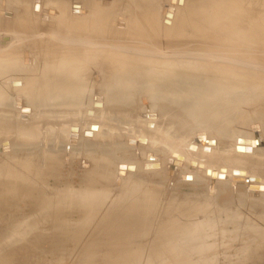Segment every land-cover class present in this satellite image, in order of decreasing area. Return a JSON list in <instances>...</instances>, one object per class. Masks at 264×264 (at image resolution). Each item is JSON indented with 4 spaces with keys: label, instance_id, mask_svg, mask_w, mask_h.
<instances>
[{
    "label": "rangeland",
    "instance_id": "rangeland-1",
    "mask_svg": "<svg viewBox=\"0 0 264 264\" xmlns=\"http://www.w3.org/2000/svg\"><path fill=\"white\" fill-rule=\"evenodd\" d=\"M24 1L29 2V5L25 7L19 5L17 0H6V2L0 0L1 3L3 2V5L0 4L1 10L11 11L12 13H8L9 18L13 15L11 23H0V27L18 31L22 24L21 16L24 12L29 13L32 18L28 14L26 21L23 19V25L28 23L26 24L28 27L26 25L24 27L26 29L35 27V35L41 37L40 41L54 46L56 40L52 39L54 36L52 34L62 32L60 28L71 25L70 21L73 24L68 29L74 28L76 32H81L84 29L82 23L87 22L89 25L92 20L89 26L92 34L104 33L105 30L107 36L113 38L114 34H122L123 30L120 26L112 25L114 20L127 18L126 28L129 29V33L131 30L136 35L134 39L140 45L135 49L145 52L147 48H151L152 51L149 50L151 51L149 53L146 51L148 54L144 55L135 53L136 55H130L128 58L117 57L118 61L126 64L122 67L118 61L117 64H111L101 59L109 66H119L117 71H102L90 66L89 70H74L75 74L83 73V78L71 77V74L61 78L64 83L66 81L69 84L74 83L88 88L84 103L80 106L64 107L77 109V112L82 114L88 109L92 110L96 120L111 125L102 128L103 133L112 132L110 139L103 141V138L96 135L92 139H85L82 137V130L87 129V126H83L79 138L72 141L68 139L66 130L58 137L46 139L42 137L37 142L22 143L8 140V144L2 143V150L0 141V168L8 161L7 159H11L6 164L8 169L11 168L10 163H13V160L37 165L41 171L40 183L45 199L58 201L59 204V210L53 216L42 219L41 227L36 232L40 241L32 238L27 240L26 237L19 235L30 209L21 199L24 196L22 194L18 196L17 191L11 194L0 191V264H116L125 259L126 263L120 264H181L172 258L173 249L170 244L174 241L162 233L164 226L178 221L168 219L165 215L166 210L174 209L176 203L184 201L200 204L193 219L205 225L201 229L205 231L201 235L203 247L199 254L201 258L193 257L190 264H264V260L257 258L259 250L255 251L257 236L264 239V186L260 184L261 182L257 180L247 187L244 178L239 179L237 182L239 184L230 183L229 178L227 181L211 182L207 173H204L205 167L202 170L199 167L195 169L186 161H177L176 156L170 153L171 148L163 146L157 138H153L155 134L165 136L164 139L187 147L188 144H195L197 136L201 138L203 136L210 145H216L217 148L227 147L225 151L233 155L234 143L238 140L242 142L247 140L253 144L254 132L258 131L262 145L255 151L254 157L264 159V105L259 102L251 104L244 101V93L249 97L259 95L264 98V4L262 1L182 0L185 6L179 7L174 27L166 32L164 30L169 28L165 25V29L162 28L161 13L168 5V0H147L146 4H140L145 0H71L74 2L73 5H69L70 0H67V5L64 4L66 0H58V2L63 1L62 6L58 2V5L50 4L48 0H36L39 6L34 0ZM32 2L36 4L31 5ZM133 3L136 5H132ZM120 4L121 8L127 6L132 8L131 11L117 14L119 11L115 9L119 8ZM68 5L72 9L67 17V21L71 19L66 22L67 24L70 22L67 26L62 21L61 11L69 13ZM95 7L99 8L100 13L95 12L96 10L93 9ZM109 12L113 15L108 16ZM86 13L88 17L85 22L82 19ZM122 14L125 18L121 17ZM97 15L105 18L101 19ZM1 21L3 18L0 16ZM49 23L54 27H50ZM40 27L45 28L44 33L40 32ZM146 27L152 29L154 33L165 35L163 44L160 42L162 39L158 41V37H156L157 41L151 39L145 31ZM68 34L66 30L63 36L69 37ZM8 35L0 32V54L11 58L15 54L8 55L3 50L9 45H11L10 49L13 48L15 34L12 36L13 43L10 44L9 41V44H5L2 37ZM46 35L50 36L47 38ZM38 38L34 40H37L36 43L31 44L39 43ZM25 53L26 56H30L29 52ZM67 55L74 58L73 54ZM54 58L52 55L49 60ZM104 58L116 61L109 54ZM127 61H133V64L128 65ZM105 71L112 72V76L115 77L110 85H107L104 79ZM22 74L28 75L26 72ZM135 81H142L144 84H137ZM10 82L13 83V86L8 85L12 106L10 104V108H3L0 111L17 114L20 107H25V103L18 105V108L13 105V100L20 99L16 90L23 85L17 78L11 79ZM72 97L68 98L72 99ZM97 98L103 102V108L108 110L107 113H114L117 104L124 105L125 101L138 111L130 113V116L134 115L133 117L123 119L120 117L122 114H109L110 117H107L106 113L92 108V102ZM59 99L55 101L56 106L61 105L62 101ZM20 102L17 101L19 104ZM54 106L47 108L52 109ZM29 107L31 111L39 109H34L31 105ZM163 109L166 112L164 114L160 112ZM147 111L157 115L156 122L151 125V130H148L152 132L151 134L146 131L144 133L145 128L150 125L141 122L138 116ZM133 136L146 137L149 143L129 145L128 142L135 139ZM210 140L215 144L210 143ZM201 143L195 145L200 148ZM177 147L180 149V146ZM232 155H229V158H234L233 161L238 166L242 163L235 161L236 159L242 162L251 159L250 156L244 158ZM92 160L107 162L108 175L103 177L108 182L107 185L85 186L84 181L88 180ZM207 161L209 162L208 159ZM122 162L129 165L126 176L116 173L117 165ZM248 179L249 183L253 180ZM3 183L16 184L7 176L5 178L0 176V184ZM135 184L139 192V200L142 204H146L150 211L148 218L142 221V228L140 227L138 234H124L121 238H116L107 234L113 231L112 228L100 232L103 215L107 214V221L111 220L109 212L117 208V201L122 202L126 199L128 188ZM86 189L93 190L96 197L104 192L106 199L101 203L97 202L98 204L92 203L87 211L88 206L84 205V200L80 196ZM35 193L32 189V194ZM167 203L170 204L166 205ZM235 211L242 212V218L235 216L229 218ZM172 213L175 215L174 212ZM179 220L183 224L188 218L180 217ZM252 222L257 224L250 229L248 226ZM246 241L253 243L246 246ZM179 243L180 241L173 247H177ZM158 248L159 252L156 250ZM124 257L125 259L122 260ZM206 257L210 261L207 262Z\"/></svg>",
    "mask_w": 264,
    "mask_h": 264
},
{
    "label": "bare ground",
    "instance_id": "bare-ground-1",
    "mask_svg": "<svg viewBox=\"0 0 264 264\" xmlns=\"http://www.w3.org/2000/svg\"><path fill=\"white\" fill-rule=\"evenodd\" d=\"M4 1L6 2V0H4ZM17 1H18L19 5H22L24 7L29 5V2L26 3L24 0H17ZM34 1L36 2V0H34ZM63 1H61V2L63 3ZM261 1L264 4V0H261ZM48 2L50 4L55 5L58 2V0H48ZM61 2L59 1L58 3H60V5H61ZM84 2H85V4H87L86 1H84ZM168 2H169L168 5H166L162 9V13H161L162 14L161 24L163 25L162 28L164 27L163 29H165V26H167V28H169L167 30L165 29L164 32L170 31L172 29V26L174 27V25H175L174 23L176 22L175 20H177L176 19L177 18L176 13L178 12L179 7L183 8L185 6V4L183 3L184 1H182V0L181 1L180 0H168ZM226 2H228V1H226ZM226 2H224V3H226ZM32 3H31V5H35L37 2L33 3V4ZM38 3H37V5L39 6ZM58 3L56 5H58ZM67 3H68V1L66 0V3H64V4L67 5ZM71 3L69 2V5H73L74 2L71 1ZM146 3H147V0H145L143 3H140V4H146ZM0 4L3 5V2L2 3L0 2ZM8 5H7V7H8ZM69 5L67 6V7H69V9H67V10L72 9V8H70ZM132 5H136V4L133 3ZM132 5H130V6H132ZM74 6H77V5H74ZM58 7H60V6H58ZM30 8H32V7H30ZM60 8H62V7H60ZM93 9L96 10L95 12L100 13L99 8L95 7ZM131 9L132 8H130L128 6L125 8H121V4H120L119 8L115 9V11H119L117 14H120L122 12L131 11ZM61 10H63V8ZM32 11H34V9H32ZM77 11H79V10H77ZM115 11H113V12H115ZM151 11H150V13H151ZM70 12H71V10L69 11V13L66 12L67 13V15H66V13L61 11V14L63 16V20H62L63 22L68 23V21L71 20L69 18L70 20L67 21L68 14L70 15ZM8 13H12V12L6 11V10H1V8H0V16L3 18V21L0 22L1 24H5V23L9 24L13 21L12 20L13 15L10 16V18H9ZM25 13L26 12H24V15L21 16V18H20L22 20L21 21L22 24L20 25L18 31H13V32H17L14 35L15 36V44L13 45V48L10 49L9 46H11V45H9V46L5 45L6 47L8 46L9 48L7 47L8 49L6 48L5 50H3L4 53L7 52L6 54H8V55L15 54L16 56L14 55V57L10 56L11 58H8L9 56L5 57L6 56L5 54H4V56H1V54H0V105H1L0 109L10 108L11 100L9 97L11 94L9 92L8 85L13 86V83L11 84L10 81H11V79L17 78L18 80H21L22 85H23L22 88H20V89L18 88L16 90L17 95L25 103V107H20V110L18 112V116L20 114L25 113L22 111V109H28L29 113L34 112V114L40 113L41 111H44V110H49L51 112H53V111H56V112H59V111L77 112L78 111L77 109L67 108L64 106H66V105L67 106H80L82 103H84L83 102L84 98H87L86 92L88 91V88L86 86L81 87L80 85H76L74 83L67 84L66 81L64 83V81H62L61 78L68 77V76H70V74H71V77H73V76L74 77L75 76L80 77L81 76V78H83V76H84L83 73L78 75V74H75L76 72L74 70H86V69L89 70L90 66L96 68L97 70H102V71L103 70H116L117 71L119 69V66H116V65L109 66V65H107V62L108 63L111 62V64H114V63L117 64V61H118L117 57L128 58L130 55L133 56V54H135V53L144 55L147 52L149 53L152 51L151 48H147L148 50H145V52L142 51L141 49H135L140 45H138L137 40L134 39L136 37V35L131 30L129 33V29L126 28L127 24H128L127 18L114 20V22H113L114 24H112V25L120 26V28L122 27L123 30L121 31L122 34H114L112 36L113 38H110L107 36L108 34L105 30H104V33H100L97 35L92 34L90 32L89 26H90V22L92 20H90L89 25H88V23L86 22L87 21L86 18L88 17V15L86 13V16H84L83 19L80 16L81 19L85 20V22H86V23H82V24H84V26H83L84 29L81 32H79V31L76 32L74 28H69L67 30V33H69L68 34L69 37H65L67 34L65 36H63V32H55V34H52V33H54V31H53L51 33L52 36L54 35L52 39L56 40V43L53 46L50 44L42 43L40 41L41 37L38 36V37H40V38H38L37 35H35L36 34L35 33V27L31 26L29 29L25 28L27 26L26 24H28V23H26L25 24L26 26H25V25H23L24 24L23 22L26 21V17L29 14V13L28 14H25ZM74 13H76V12L74 11ZM81 13H83V12L81 11ZM31 14H33V12ZM124 14H122L121 17H124L125 16ZM80 15H82V14H80ZM112 15L113 14L111 12L108 13V16H112ZM30 16L32 18V15H30ZM150 16H152V14ZM69 17H71V16H69ZM78 17L79 16H77V18ZM97 17H99V16L97 15ZM245 17H247V16H245ZM99 18L103 19L105 17H103V18L99 17ZM23 19H24V21H23ZM90 19H93V18H90ZM231 20H232V18H231ZM27 21H28V19H27ZM134 21H136V20H134ZM144 21H145V19H144ZM70 22L73 24L72 21H70ZM70 22H69V24H70ZM50 23H49V26L51 25ZM67 23L64 25L68 26L69 24H67ZM145 23H147V22L145 21ZM72 24L69 26H72ZM94 24H95V22H94ZM57 25H55V26L57 27ZM78 25H80V24H78ZM142 25L144 26V24H142ZM52 26H50V27H52ZM128 27H131V26H128ZM0 28L3 29L2 27H0ZM207 28H209V27H207ZM4 29H6V28L4 27ZM39 30H40V32L44 33L45 28L40 27ZM53 30H54V28H53ZM212 30H213V28H212ZM55 31H56V29H55ZM59 31H60V29H59ZM145 31L148 32V35L150 36V38L154 39L155 41H157L156 37H158V41H159V39H162V40H160V42H162V44H163V39L166 37L165 35L154 33L152 31V29H149L148 27H146ZM36 32H38V31H36ZM12 34H14V33H12ZM64 34H65V32H64ZM231 34H232V32H231ZM249 34H251V33L249 32ZM37 38H38L39 43L31 44L32 42L36 43L37 40L36 41H34V40ZM12 39H13V37H12ZM164 41H165V39H164ZM12 43L13 42L10 41V44H12ZM89 45H91V47H89ZM178 45H180V44H178ZM193 45H194V43H193ZM149 50H151V51H149ZM25 52H29L30 56H26ZM66 53L67 54H73L75 59L71 55H67ZM108 54L110 55V57L112 59H114L116 61L113 62V60L109 61L111 59L107 60V58H104V57H107ZM175 54H178V53H175ZM52 55H54V57H57L58 60H60V61L55 62V61L49 60V58L52 57ZM61 55L65 56V57L67 56V58L64 57L65 60L62 61L61 59H59ZM101 59L106 60L107 62L101 61ZM42 60H44V61H42ZM102 62H104V63H102ZM118 62H119L118 64L121 65V67L126 66V64L123 61H118ZM132 62L133 61H130V62L127 61L126 63L128 65H132L133 64ZM22 72H26V73H28V75H24V74H22ZM133 76H134V74H133ZM133 76H132V80H134ZM134 77H136V76H134ZM114 78L115 77L112 76V72H106L104 79H106L105 81L107 82V85H110V83L113 81ZM8 81H9V83H8ZM5 82L7 84H4ZM136 83L137 84H140V83L144 84V82H142V81H140V82L138 81ZM131 86H133V85L131 84ZM135 86H137V85L135 84ZM133 88H135V87L133 86ZM131 89H132V87H131ZM81 94H83V96ZM17 95H16V97H17ZM69 96H71V97L76 96L74 98L72 97V99H74L73 102H72L71 98H68ZM80 97H82L81 100H80ZM57 99L62 101L60 106L55 105L56 104L55 101ZM114 99H116V98H114ZM241 99L242 98H240V101H241ZM244 101L249 102L251 104L259 102V103H262L264 105V98L259 96V95L258 96L255 95L254 97L253 96L249 97L248 94L244 93ZM122 102H123V100H122ZM94 103H96V105H99L100 108L94 107ZM118 103H120V102L118 101ZM125 103H126V101H125ZM125 103H124V105L121 103H120L121 105L117 104V108H115L116 110L114 113H107L108 110L103 108V102L97 98V99H94V101L92 102V108H94V110H97L98 112H103L104 114L106 113L105 116H107V117H110L109 114L110 115L111 114H114V115H118V114L121 115L122 114L123 116L122 115L120 116V117H122V119L126 118V117H133L134 115L130 116V113L132 111H134V112L138 111L137 108L133 109L131 107L133 105H131L130 103L129 104H127V103L125 104ZM16 104H15L16 107L19 108V106H18L19 103H16ZM62 104H64V105H62ZM29 105L34 107V109H36V108H39V109L31 111V107H29ZM36 105L38 107H36ZM85 105H86V103H85ZM243 105H245V104H243ZM48 106H54V108H52V109L47 108ZM61 106H63V107H61ZM42 107H44V108H42ZM164 109H163V111L160 110V112H162L163 114L165 112ZM111 111L112 110H110V112ZM3 113H5V112H3ZM94 116H95V113H93L92 117H90V118H94ZM138 116H139L141 122H146L148 125H150V127H147V128H151V125H154V123L156 122L155 120L157 119V115L155 113L149 112V111L144 112L142 114H139ZM29 119L30 118L28 117L27 123L29 122ZM91 125L92 124L90 123L88 125L87 130H85V131H89V128ZM107 127H108V125H107ZM28 131H29V133H25V134H23V136H22V132L16 131V133H14L15 138H12L11 141L22 142V143L23 142H36L35 140L39 139L38 135H36L35 133H33L30 130H28ZM78 133L79 132H76V133L73 132L72 133L73 135L71 137L76 136V138H73V139L74 140L78 139L79 138ZM70 135L71 134H69V137H70ZM91 135H92L91 138H85V137H83V138L92 139V137H94L96 135V137L103 138V141H105L106 139H110L112 137L111 136L112 132L106 131L103 133L102 128L100 126H98V130L96 132L91 133ZM50 136L54 137L52 135H50ZM133 137H135V139H132L129 142L127 141L129 145L138 146L139 144L149 143L147 139L141 138L142 136H140V137L133 136ZM160 137H161V141H159V142L163 146H166V142H164L163 140H167V139H164L165 136L160 135ZM254 139L255 138L253 137V141H254ZM0 140H4V139H0ZM197 140H198V142H196L195 144H199L202 141L205 144L201 143L202 145H200V148H198L195 144H189V146L191 148L188 146L190 149H189V151H186V155L189 157H196L197 156L196 159L199 160L198 162H196V160H189V162H187L186 158L181 154L182 153V151L180 150L181 147L179 149L177 147L179 145H176V144H173V150H171L173 152L170 151V153H172L174 156H176L177 161H181V162L186 161L189 165L192 166V168L196 169L197 167H199V169L202 170V168L205 167L204 173H207V175H208V173L210 175V174H212L213 171H216V175H215L216 177L215 178H211L208 175L209 180L211 182L227 181V178H229L230 183H233V182L237 183L239 181V179L244 178L243 181H244V184L246 187L252 183H255L257 180L259 182H261L260 184H262L264 186V177H260L262 180H260L256 176L250 177V179H253L252 182L250 181L251 183H249L248 182L249 179L246 182V177H247L246 174H248V173L245 170H242L241 172L230 170L228 173V171L225 169V167L221 166V165H218V166L214 165V166H210V167L207 166L206 167L203 162H200V160L203 158L206 160L207 159L211 160V161H214L216 159L214 162L219 163V164L224 163L226 161V159L228 158L227 163L229 165H232V161L234 158L233 159L229 158V155H232V153H228V151H225V150H227L226 149L227 147H218L219 148L218 149L216 145H210L208 143V141L203 136H202V138H201V136L197 137ZM209 142L212 143L211 140ZM2 143H4V142H2ZM176 143H178V142H176ZM178 144H180V143H178ZM237 146H239L241 150L236 151L235 148ZM233 147H234V149H233V155L234 156L244 157V158H246V157L249 158V156H250L251 159H247L245 162L249 166L260 167L262 165V163L260 164L259 162H255V163L252 162L255 151L258 150V148L254 142H253V144H251L247 140H246V142L240 141L239 144L234 143ZM162 149H164V148L162 147ZM215 149H218V150L215 151ZM258 159L261 160L262 158H258ZM7 160L11 161V159H7ZM13 161H14L13 163H10V165H11L10 169H8V167L6 166L7 162L4 163V166L2 168H0V176H2L4 178L7 176L10 181L16 182V184H10V183L0 184V191H2L4 194L5 193L11 194L14 191H17V193L19 194L18 196H20L21 194L24 196V197H21V199L23 200V202H25L30 207V209H29V215H28V217H26L27 219H25V222L21 227V231H20L19 235L22 237H26L27 240L32 238L35 241H40L39 240L40 237L38 236V234L36 232L41 227V222H42L43 218L53 216L59 210L58 201H52V200L48 201L47 198L45 199L44 192L42 191L41 183H40L41 171L38 169L37 165L35 166V164H31V163L28 164V163H24L22 161H15V160H13ZM91 162H92V168L89 171V176L87 177L88 180L84 181L86 185L85 184L84 185L88 186V187H90V185H92V184H106L107 185L108 182L103 178L104 175H106V176L108 175L107 172L109 169H108V165L106 164L107 162L105 163L104 161H98V160H92ZM118 166H121V168H119ZM36 167H37L38 171H37ZM215 167H217V169H213ZM99 172H100V174H99ZM128 172H129V165L128 164H124L122 162V163L117 165L116 173L119 174L120 176H126V174ZM100 178H102L104 181L101 180ZM237 184H239V183H237ZM32 189H34V192H36L35 195L32 194ZM83 192H85V194ZM83 192L80 196L84 200V202H83L84 205L88 206V208L86 209L87 211L90 209L92 203H97V202L101 203L106 199V193H104V192H101L99 197H96L95 192L91 189H86ZM65 196H67V194H65ZM125 198L126 199L122 202H119L121 200L117 201L118 202L117 208L113 209L112 211L109 212L110 216L112 217L111 220L107 221V219H108V218H106L107 214L103 215V217L101 215V217L104 220L102 221V226H101L102 228H100V232L105 231L109 228H112L111 230H113V231L109 232L107 234L112 235V236H116V238H121L124 234H127V235L138 234L137 232L139 231L141 224L143 223L142 221L145 220L146 217L149 215V212H150L149 207L146 204L145 205L142 204L141 200H139V192L137 191L136 184L132 185L130 188H128ZM146 200H150V199H146ZM258 202H261V200H258ZM168 204H170V203H167L166 205H168ZM166 205H165V207H169ZM171 205H174V204L171 203ZM199 207H200V204H197V202L196 203H194V202L189 203V202L184 201V202L179 203V204L176 203L174 205V209H171V210L167 209L166 210L167 212L164 211L166 213L165 215L167 216L168 219H173V220L177 219L178 220L177 222H174L172 225L164 226L165 229H164V232L162 234L166 235L167 237H170L171 241L172 240L174 241V242H171V244H170V246H172L171 249H173V251L172 252L170 251V252L172 253V256H173L172 258H174L175 261H178L181 264L182 263L187 264V263L191 262L193 260V257L195 258V256L199 257V259L201 258L200 257L201 255L199 256L200 250L203 248L201 235H202V232H205L201 229L204 228L205 225L204 224L202 225L199 222L197 223L193 219V217L195 216L194 213L199 209ZM94 210H97V209L94 208ZM170 211H171V213L174 212L175 215H173V213L171 215ZM164 212H163V214H164ZM241 213L242 212L235 211L229 216V218H231L233 216H235L237 218L238 217L242 218ZM93 214L96 215V213H94V212H93ZM97 215H98V213H97ZM180 217L188 218V221L181 224V222L179 220ZM256 224H257L256 222H252V224H250L248 227H250V229H251V227L255 226ZM261 224H262V222H261ZM169 226L171 227L170 229H169ZM132 231H133V234H131ZM250 237H251V235L249 234V238ZM255 238H256V236L253 237L254 241L256 240ZM160 239H161V237H160ZM178 241H180L179 245L177 247H173V245L177 244ZM163 242H166V241H163ZM168 242H170V241H168ZM246 243H247L246 244V246H247V245H252L253 242L248 243V241H246ZM255 245H256L255 251L259 250V251H257L258 252L257 258L259 260H264V239H261V237L257 236V240H256ZM163 247H165V246H163ZM159 248L156 249V250H158V252L160 251ZM208 248H210V247H208ZM149 252H151V251H149ZM154 253L156 254L157 252L155 251ZM127 255H128V253H127ZM148 255H149V253H148ZM151 255L152 254H150V256ZM168 255H167V257H168ZM124 259H125V257L122 260H124ZM206 259H207V257H206ZM127 260H128V257H127ZM152 260H150V261H152ZM208 260L210 261V259H207L206 261L208 262ZM120 263H126V259H125V261L118 262L116 264H120ZM104 264H106V263H104ZM108 264H110V263H108Z\"/></svg>",
    "mask_w": 264,
    "mask_h": 264
},
{
    "label": "water",
    "instance_id": "water-1",
    "mask_svg": "<svg viewBox=\"0 0 264 264\" xmlns=\"http://www.w3.org/2000/svg\"><path fill=\"white\" fill-rule=\"evenodd\" d=\"M94 107L100 108L99 105H96V103H94ZM23 112H25L24 114H20L18 116V113L15 114L13 112H1L0 111V139H4V140H0L1 141V150H2V142L8 144V140H12V138H15V134L16 131H20L22 132V136L25 133H29L28 130L32 131L33 133H35L36 135H38V140H40L42 137H44L45 139L48 137H51L50 135L54 136V137H58L59 134H61L62 131L66 130L67 131V137L69 140H74L73 138L75 137H71L73 134V132H80L81 128H83V126H87L91 123L92 125L89 128V131H85L87 129L82 130V137L85 138H91V133L96 132L98 130V126H100L101 128H103V126L107 127H111V125H109L108 123H104L101 120L98 121L94 118H90L92 117L93 113L92 110H86L85 112H73V111H49V110H44L41 111L40 113H29L28 109H22ZM28 117L29 122L28 121ZM21 123V124H20ZM152 128V127H151ZM151 128H145L144 133L146 131V133L151 134L152 132L148 131L151 130ZM103 130V129H102ZM84 131V132H83ZM69 134L70 138L69 137ZM79 134V133H78ZM154 134V133H153ZM152 134V135H153ZM157 134H155V137L153 138H157L159 141H161V137L160 135L156 136ZM198 137V136H197ZM146 139V137H141ZM254 143L256 144L257 148H259L262 145L261 142V136L260 133L258 131L254 132ZM143 139V140H144ZM37 139L35 140L36 142L38 141ZM76 140V139H75ZM164 142H166V146H168L169 148H171L173 150V144L179 145L181 147L180 150H182V155L186 158V161L189 162V160H196V162H198L199 160H197V156L196 157H189L186 155V151H189V149L191 148L189 146V144L187 145V147H183L182 145L176 143V142H171L169 140H163ZM198 142L197 138L195 139V143ZM212 144H215V142L213 140H211ZM237 143H240V140L237 141ZM8 146V145H7ZM190 148H189V147ZM9 149V148H8ZM235 150H241L239 146H237L235 148ZM228 159V158H227ZM226 159V161L224 163H216L214 161L209 160L210 162H207L206 159H201L200 162H203L205 164V166H224L225 169L228 171L234 170V171H239V170H245L247 171L248 174H246L248 177H246V182L248 181V178L250 177H258L260 180H262L260 177H264V159L259 160L258 157H254L253 156V160L252 162H259L260 164L262 163V165L260 167L255 166V167H251L248 164H246L245 162H242L241 160L236 159L235 161H238L239 163H242L241 166H238L235 164L234 161H232V165H229L227 162L228 160ZM195 162V161H194ZM238 163V164H239ZM244 164V165H243ZM213 169H217V167L213 168ZM244 171V172H245ZM246 173V172H245ZM209 175V173H208ZM207 175V176H208ZM216 171H213L212 174H210L209 176L211 178H215L216 176ZM220 178V177H219ZM249 182V181H248Z\"/></svg>",
    "mask_w": 264,
    "mask_h": 264
},
{
    "label": "flooded vegetation",
    "instance_id": "flooded-vegetation-1",
    "mask_svg": "<svg viewBox=\"0 0 264 264\" xmlns=\"http://www.w3.org/2000/svg\"><path fill=\"white\" fill-rule=\"evenodd\" d=\"M69 27V26H68ZM68 27L66 28V27H63V28H60L61 29V31L64 33L66 30H68ZM56 29H58V28H56ZM0 32H5V33H8L9 35V37L7 36V37H2V39L4 40V42H6L5 44H7L9 41H12V36L14 35V34H16L17 32H13V31H11V30H9V29H1L0 28ZM12 33H14V34H12ZM50 36V35H49ZM48 35H46V37L48 38L49 37ZM46 37H44V38H46ZM52 37V36H51ZM50 37V38H51ZM49 38V39H50ZM3 46V45H2ZM1 47V46H0ZM65 56H63V55H61L60 56V58L59 59H61L62 61L63 60H65V58H67V56L64 58ZM57 60V61H56ZM51 61H55V62H58V61H60V60H58V58L57 57H55L53 60H51ZM67 83V82H66ZM67 84H69V83H67ZM17 101H18V99H16L15 98V101H13L14 102V106H16L17 104ZM21 101V102H20ZM19 102L21 103V104H23L24 102L21 100V99H19ZM16 104V105H15ZM21 104H19V106L21 105ZM11 106H12V104H11ZM25 106V105H24Z\"/></svg>",
    "mask_w": 264,
    "mask_h": 264
}]
</instances>
